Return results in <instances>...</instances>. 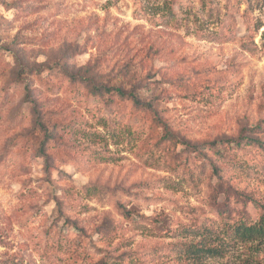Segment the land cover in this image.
Wrapping results in <instances>:
<instances>
[{
	"label": "rangeland",
	"instance_id": "rangeland-1",
	"mask_svg": "<svg viewBox=\"0 0 264 264\" xmlns=\"http://www.w3.org/2000/svg\"><path fill=\"white\" fill-rule=\"evenodd\" d=\"M260 127L264 0H0V264H264Z\"/></svg>",
	"mask_w": 264,
	"mask_h": 264
},
{
	"label": "trees",
	"instance_id": "trees-1",
	"mask_svg": "<svg viewBox=\"0 0 264 264\" xmlns=\"http://www.w3.org/2000/svg\"><path fill=\"white\" fill-rule=\"evenodd\" d=\"M102 89L109 93L116 94L118 97L121 99H130L135 106L137 107H149L151 108L152 106L150 104H144L141 102L139 97L134 93V92H128L125 91L123 88L119 86H115L113 88H105L102 87H93L92 91L94 94L98 96H102L103 92ZM256 127H259L256 126ZM256 129H250L248 130L249 133H242L238 138L236 139H221L220 142L223 144H229L233 145L237 151H242V146H255L257 148H263L264 149V138L261 137V134H258L256 136L251 135L250 133H254ZM259 132H264V128H259ZM54 137L52 134L51 138ZM164 139H172V135L170 132H166V134L163 136ZM214 145L217 143V141H213ZM232 147V149H234ZM198 149V148H197ZM216 154L219 155V158L228 161L232 157L236 156L237 153L235 154H228L226 149H221L218 148L216 150ZM214 168L217 169V165L214 164ZM254 200L259 207L262 209V214L260 218L254 222H249L248 220H244L243 222H240L236 227H234V230L244 238H254V237H264V203L260 202L257 198H251Z\"/></svg>",
	"mask_w": 264,
	"mask_h": 264
}]
</instances>
